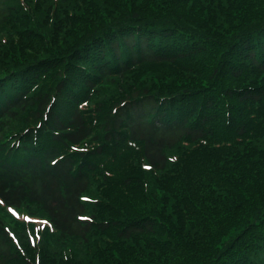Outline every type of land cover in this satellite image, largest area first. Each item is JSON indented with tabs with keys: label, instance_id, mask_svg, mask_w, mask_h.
Here are the masks:
<instances>
[{
	"label": "trees",
	"instance_id": "1",
	"mask_svg": "<svg viewBox=\"0 0 264 264\" xmlns=\"http://www.w3.org/2000/svg\"><path fill=\"white\" fill-rule=\"evenodd\" d=\"M10 208L0 264H264V0H0Z\"/></svg>",
	"mask_w": 264,
	"mask_h": 264
},
{
	"label": "rangeland",
	"instance_id": "2",
	"mask_svg": "<svg viewBox=\"0 0 264 264\" xmlns=\"http://www.w3.org/2000/svg\"><path fill=\"white\" fill-rule=\"evenodd\" d=\"M125 95V94H123ZM108 96V94H107ZM149 169V168H147ZM1 211V209H0ZM3 213H4V216H3ZM24 212H21L19 210H16V209H8V213H5V212H1L0 213V220H2L6 225V227L12 231V235L16 238H17V232L14 231V226L16 224V221H20V222H24L25 224L27 225H34V230L37 231L38 229H51V225L50 223H48V221L46 219H36L34 217H29V216H26V215H23ZM27 214V213H26ZM28 236V235H27ZM40 235L38 234H35L30 232L29 233V239L34 241L35 239L39 238ZM54 239V238H53ZM50 244L53 245V241L51 240L50 241Z\"/></svg>",
	"mask_w": 264,
	"mask_h": 264
}]
</instances>
